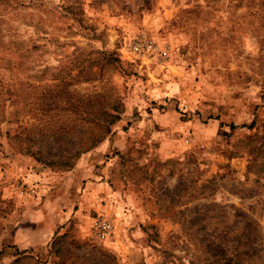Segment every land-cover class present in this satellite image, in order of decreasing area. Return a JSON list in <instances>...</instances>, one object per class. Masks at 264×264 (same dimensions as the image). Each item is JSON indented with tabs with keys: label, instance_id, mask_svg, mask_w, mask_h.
<instances>
[{
	"label": "rangeland",
	"instance_id": "rangeland-1",
	"mask_svg": "<svg viewBox=\"0 0 264 264\" xmlns=\"http://www.w3.org/2000/svg\"><path fill=\"white\" fill-rule=\"evenodd\" d=\"M0 264H264V0H0Z\"/></svg>",
	"mask_w": 264,
	"mask_h": 264
},
{
	"label": "built area",
	"instance_id": "built-area-1",
	"mask_svg": "<svg viewBox=\"0 0 264 264\" xmlns=\"http://www.w3.org/2000/svg\"><path fill=\"white\" fill-rule=\"evenodd\" d=\"M129 47L134 51H150L154 54V58L161 62L168 59L167 54L162 51L158 45L149 40H133L130 42ZM185 141L188 142V139ZM29 194H36V190L33 186H29ZM89 230L95 238L105 239L114 233V225L111 219L103 216H97L90 222Z\"/></svg>",
	"mask_w": 264,
	"mask_h": 264
},
{
	"label": "crops",
	"instance_id": "crops-1",
	"mask_svg": "<svg viewBox=\"0 0 264 264\" xmlns=\"http://www.w3.org/2000/svg\"><path fill=\"white\" fill-rule=\"evenodd\" d=\"M34 217H36V216H35V215H34V216H30V218H29V222H31L30 220H32V219H33V220H34V219H35V220L38 219L37 217H36V218H34ZM31 224H32V223H31ZM32 227H33V226L31 225V228H32Z\"/></svg>",
	"mask_w": 264,
	"mask_h": 264
}]
</instances>
